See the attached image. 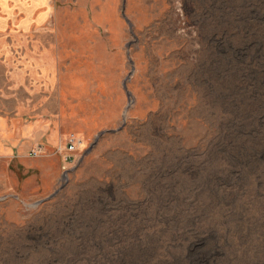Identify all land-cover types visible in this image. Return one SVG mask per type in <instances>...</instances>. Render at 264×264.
<instances>
[{
    "label": "rangeland",
    "instance_id": "374dc122",
    "mask_svg": "<svg viewBox=\"0 0 264 264\" xmlns=\"http://www.w3.org/2000/svg\"><path fill=\"white\" fill-rule=\"evenodd\" d=\"M65 1L24 48L55 82L0 106L38 136L0 153V264H264V0Z\"/></svg>",
    "mask_w": 264,
    "mask_h": 264
},
{
    "label": "crops",
    "instance_id": "0c3cea01",
    "mask_svg": "<svg viewBox=\"0 0 264 264\" xmlns=\"http://www.w3.org/2000/svg\"><path fill=\"white\" fill-rule=\"evenodd\" d=\"M101 1L102 4L98 6L96 14L98 16L97 21L100 20V24H103L104 17L108 14L110 21L107 27L110 29L115 24L113 19L116 18V11L112 10V0ZM81 4L77 2V9L75 10H82ZM69 12L70 7L65 0H0V38H2L0 40V81L2 84L0 87V106H4L6 100L12 96V91L6 89L7 85L20 83L26 87V83L32 82L26 76H36L34 80L37 81L39 80L37 76H42L40 79L47 83L55 82L56 70L53 65V53L49 54L47 51L45 53L46 62H44L46 65L44 66L42 62V65L37 67V62L30 64L28 61L30 56L26 54L24 48H28L25 46L27 43H37L38 38H49L46 41H50V44L63 41V38H69L68 29L71 23ZM77 25L81 26V32H77V38H79L84 34L85 20L81 19ZM18 56L23 58L21 62L23 65H11V62L16 63V60L19 59ZM59 79L62 81L61 76ZM53 94L57 95L56 93ZM20 97L15 95L11 98V100L14 99L15 106H19V112H22V108L25 106L33 105V103H29L31 97L27 93ZM16 112L18 111L16 110ZM21 115L23 114L18 113L15 117L20 118ZM23 121L22 118L16 119L14 122L12 121L13 126L10 127L6 125L4 119H0V153L16 150L19 155H25L30 144L38 139V136L31 135L36 126L26 125ZM8 122L11 121L8 120ZM16 123L23 125L19 126Z\"/></svg>",
    "mask_w": 264,
    "mask_h": 264
},
{
    "label": "built area",
    "instance_id": "2783aa9c",
    "mask_svg": "<svg viewBox=\"0 0 264 264\" xmlns=\"http://www.w3.org/2000/svg\"><path fill=\"white\" fill-rule=\"evenodd\" d=\"M80 145V141L76 140L75 138H71L67 142L66 146V156L64 157V161L70 163L74 159V154L78 150V146ZM41 147L37 146L36 150L31 151V155L36 156L40 151Z\"/></svg>",
    "mask_w": 264,
    "mask_h": 264
}]
</instances>
